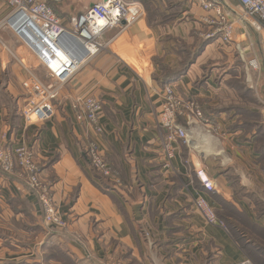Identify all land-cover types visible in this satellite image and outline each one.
<instances>
[{
    "label": "crops",
    "instance_id": "crops-1",
    "mask_svg": "<svg viewBox=\"0 0 264 264\" xmlns=\"http://www.w3.org/2000/svg\"><path fill=\"white\" fill-rule=\"evenodd\" d=\"M62 1L55 15L69 27L99 0ZM127 1L150 11L119 32H106L105 51L81 57L53 100V116L42 123H25L21 109L33 95L32 75L42 71L48 81L53 78L19 39L16 49L0 41V145L30 149L39 181L65 221L62 228L47 226L23 171L0 169V264L248 262L226 229L206 222L193 203L204 197L218 211L222 202L230 204L255 224L264 218L256 209L264 204V168L255 152V130L245 126L243 115L259 113L264 126V29L238 19L237 0H209L233 23L231 40H208L188 69L166 84L180 98L196 100L205 115L203 121L179 119L190 144L173 142L168 166L158 125L163 88L154 75L162 73V64L180 66V41L197 47L192 42L200 41L202 17L213 11L198 0ZM8 10L0 0V20ZM84 95L102 102L101 133L72 106ZM91 142L111 168L108 177L89 163ZM196 170L207 174L214 189L203 187Z\"/></svg>",
    "mask_w": 264,
    "mask_h": 264
},
{
    "label": "built area",
    "instance_id": "built-area-1",
    "mask_svg": "<svg viewBox=\"0 0 264 264\" xmlns=\"http://www.w3.org/2000/svg\"><path fill=\"white\" fill-rule=\"evenodd\" d=\"M14 9L4 18V24L28 48L38 63L44 66L53 82L32 75L30 86L33 95L28 97L21 109L25 123H42L50 119L55 111L53 100L57 97L62 84L68 81L78 68V58L83 49L86 57L94 56L108 47L109 41L104 34L119 26L132 24L141 14L140 4L121 0H100L80 12L70 20V27L53 13L46 0H4ZM207 12L202 17L205 25L201 36L210 40L219 35L224 42L231 40L233 23L227 20L222 8L209 0H198ZM239 20L246 21L256 28L264 29V0H237ZM57 42L62 43L67 52ZM26 86L27 83H25ZM29 87V86H28ZM72 106L80 111L78 118L84 117L97 133L102 132L98 122L102 113V102L92 95L77 97ZM203 121V112L194 99H182L171 85L162 89L158 125L163 129L160 145L166 164L170 166L173 157V142L181 140L190 144L188 130L179 122ZM86 153L91 167L100 175L108 177L111 168L106 162L96 142L87 146ZM18 167L27 176L29 187L37 193L42 210V219L47 226L63 227L65 221L58 212L48 188L39 181V169L33 160L32 152L25 146L3 148L0 145V169L10 173ZM197 177L207 191L214 189V182L202 170H196ZM194 208L209 224L222 225L214 208L204 197L194 199ZM223 226V225H222ZM252 264V263H249Z\"/></svg>",
    "mask_w": 264,
    "mask_h": 264
},
{
    "label": "trees",
    "instance_id": "trees-1",
    "mask_svg": "<svg viewBox=\"0 0 264 264\" xmlns=\"http://www.w3.org/2000/svg\"><path fill=\"white\" fill-rule=\"evenodd\" d=\"M47 3L49 4V2ZM207 42L208 40L205 39L200 40L197 47L190 49L188 47L189 45L180 41V43L184 44V49H182L184 57H182L180 66L176 69H170L165 64L160 65V70L162 72L160 74L161 76L154 75L160 86L164 88L167 83L176 77L181 76L195 61ZM237 88L243 95H251V91L247 87L237 85ZM249 98H251V96H249ZM243 115L246 120L244 123L245 126L250 130H255V152L258 154V162L264 168V126L260 122V115L259 113L252 111H243ZM203 116L205 118L204 113ZM214 212L218 221L223 225L232 239L238 244L249 259L255 264H264V243L255 236L257 234H252L250 231L252 230L256 233L255 231L258 230L256 226L258 225L250 221L245 212L237 210L226 202H222V209L220 211L214 209ZM207 258H211V256L209 255Z\"/></svg>",
    "mask_w": 264,
    "mask_h": 264
},
{
    "label": "rangeland",
    "instance_id": "rangeland-1",
    "mask_svg": "<svg viewBox=\"0 0 264 264\" xmlns=\"http://www.w3.org/2000/svg\"><path fill=\"white\" fill-rule=\"evenodd\" d=\"M100 1V0H99ZM121 1H125V2H133V1H127V0H121ZM46 2H49V4H50V6H51V8H54V9H52V10H55V11H53V13H54V15L55 14H58L60 11H62L63 10V8L64 7H62V6H64V4H65V2L64 1H62V0H46ZM98 2V1H97ZM199 2V1H198ZM95 3V2H94ZM138 3V2H137ZM140 4V7H141V11H142V14L132 23V24H134V23H136V21H138L139 19H140V17H142V15L144 14V12H146L147 14H148V12L150 11V10H148L149 8L147 7H145V5H143V3H139ZM8 7H9V10H8V12H7V14L5 15V17L14 9V7H12L11 5H8ZM61 7V8H60ZM153 14V13H152ZM150 15V14H149ZM56 16V15H55ZM151 16V18H153V20H157V22L158 21H160L161 20V18H162V16L161 15H159V14H153V15H150ZM4 17V18H5ZM56 17H58V16H56ZM171 17H173V15L171 16ZM4 18L3 19H1L0 20V41L2 42V43H8V44H10L14 49H16V47H18V46H20V42H19V40H17L18 38L16 37V36H13L11 33H13L12 32V30L8 27V25L7 24H4V22H3V20H4ZM59 18V17H58ZM132 24H129V25H126V26H119V27H117V31L119 32L120 30H123L124 28H127V27H129L130 25H132ZM64 25V24H63ZM65 26V25H64ZM66 27V26H65ZM70 27V26H69ZM116 29V28H115ZM111 30V29H110ZM109 31V30H108ZM107 31V32H108ZM201 33H202V31H200L199 32V34H198V36H199V38H200V40H204V38L201 36ZM108 39H110L109 37H108ZM107 39V40H108ZM109 41V40H108ZM110 42V41H109ZM185 43H187V42H185ZM192 43H199V41L197 40V41H194V42H192ZM187 45H189L188 47L190 48V49H193V48H195V47H193L194 45H191V44H187ZM38 74H39V76H41V77H39L40 79H42V80H48V79H46V77H45V74H43V72L42 71H40V72H38ZM34 192V194L37 196V193L35 192V191H33ZM37 198H38V196H37ZM39 201V200H38ZM256 209H258V212L260 213L261 212V214H263L264 215V204H261V202H258L257 203V205H256ZM41 212H42V210H41ZM213 225H215V224H213ZM218 225V224H217ZM258 226H256L257 228H258V230H256V229H254V230H256L255 232L256 233H254L252 230H250L251 232H252V234H257V235H255L262 243H264V218H261V220H260V222H258V224H257ZM65 226V225H64ZM63 226V227H64ZM49 227H51V226H49ZM54 228H62V227H54ZM248 261L249 263H252V264H255L252 260H250L249 259V257L247 258L246 257V259H245V261ZM248 262L246 263V264H248Z\"/></svg>",
    "mask_w": 264,
    "mask_h": 264
},
{
    "label": "water",
    "instance_id": "water-1",
    "mask_svg": "<svg viewBox=\"0 0 264 264\" xmlns=\"http://www.w3.org/2000/svg\"><path fill=\"white\" fill-rule=\"evenodd\" d=\"M57 45H58L61 49H63L64 51L67 52V49L65 48V46H64L62 43L57 42ZM86 52H87V51H86L85 49H83L82 54H81L80 57L78 58V61L81 59V57H84V56H85Z\"/></svg>",
    "mask_w": 264,
    "mask_h": 264
}]
</instances>
